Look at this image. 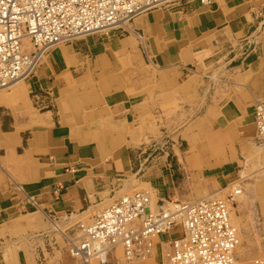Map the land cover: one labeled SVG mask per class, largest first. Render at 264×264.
<instances>
[{
	"label": "crops",
	"instance_id": "crops-1",
	"mask_svg": "<svg viewBox=\"0 0 264 264\" xmlns=\"http://www.w3.org/2000/svg\"><path fill=\"white\" fill-rule=\"evenodd\" d=\"M261 100L264 0H180L125 31L55 45L0 92V264H51L56 250L60 264H78L67 243L80 221L71 220L88 221L134 188H149L157 208L249 180L247 197L262 205L242 207L236 222L242 242L264 243ZM163 139L161 150L140 152ZM176 236L155 238V261ZM252 245L238 251L240 264L260 253Z\"/></svg>",
	"mask_w": 264,
	"mask_h": 264
},
{
	"label": "built area",
	"instance_id": "built-area-1",
	"mask_svg": "<svg viewBox=\"0 0 264 264\" xmlns=\"http://www.w3.org/2000/svg\"><path fill=\"white\" fill-rule=\"evenodd\" d=\"M177 1L0 0V89L32 75L55 45L87 34L125 31L139 14ZM254 124L256 142L264 148V100L255 104ZM167 145V139L154 141L140 152ZM226 191L223 197L192 202L168 199L157 208L147 190L120 193L78 224L80 234L69 239L68 252L78 264H110L116 248L127 263L145 260L152 255L154 239L180 225L182 233L168 241L161 264H237L239 238L231 213L242 192L240 181H232Z\"/></svg>",
	"mask_w": 264,
	"mask_h": 264
},
{
	"label": "rangeland",
	"instance_id": "rangeland-1",
	"mask_svg": "<svg viewBox=\"0 0 264 264\" xmlns=\"http://www.w3.org/2000/svg\"><path fill=\"white\" fill-rule=\"evenodd\" d=\"M62 44V43H61ZM22 80H20V82H21ZM19 83V81L18 82H16V83H13V85L11 86H9L8 88H2V89H0V92L2 93H4V92H7V91H9V90H12L14 87H15V85H17ZM247 181H249V180H244V185L243 184H241V186H242V194L240 193L239 195H237L236 197H235V202H234V205L232 206V213H231V221H232V223L235 225V227L237 228V231H238V238H239V240H238V244H237V246H236V248H235V256H236V260H237V264H240V257L237 255V253H238V251L240 250V249H242V247L243 246H246V245H249L250 246V244H253L255 247V249L254 250H256L257 248H258V250H260V253H258L257 251L255 252V253H252L251 254V257H250V264H257L255 261L256 260H259V261H262L263 262V264H264V254L261 252L262 250H263V247H264V243L262 242V243H250L249 244V242L248 243H244V242H242V240H241V236H240V228H239V226H238V224H237V222H236V219L238 220V219H240V217H241V215H242V213H241V209H242V207H245L244 209H245V214H249L251 211H249L248 213H246V210H247V208L248 207H250V209H254V208H256V206L258 205V206H260L259 204H261L262 205V202L259 200L258 202H254V201H251L248 197H247V189H248V183H247ZM250 181H257V179H255V178H251L250 179ZM204 184H205V181H204ZM140 189H142V188H134V189H131V190H127L126 192H131V191H134V190H140ZM143 190H147V191H149V194H150V196H151V200H152V204H153V199H152V193L150 192V190H149V188H143ZM225 193V192H224ZM223 192H222V194H219V193H216V194H212V195H214V196H220V197H223V196H225L226 194H224ZM258 195L262 198V194L260 193V191L258 192ZM208 196H210V195H208V194H205V195H202V196H199L198 198H196L195 200H191V201H196V200H198V199H201V198H203V197H208ZM253 197H255V196H253ZM153 207H154V205H153ZM262 207V206H261ZM82 216V215H81ZM85 221L84 220V218L83 217H80V218H76L75 220L73 219V220H71V221ZM235 222V223H234ZM251 222V225L252 224H254V223H257L255 226H251L252 228H251V230H253L254 228H256V229H254V232H256L258 229H260V226H259V223L261 222V221H250ZM254 227V228H253ZM57 233V232H56ZM170 233H171V235L173 236V235H180V233H182V228H181V226L180 225H176V226H174L171 230H170ZM80 234V229H79V227H77V234H76V236L75 237H77L78 235ZM57 237L60 239L61 237H60V234L59 233H57ZM67 237H69V236H67ZM74 237V238H75ZM69 239H73V238H70L69 237ZM155 240V239H154ZM67 245H68V243H67ZM167 245V244H166ZM253 245L251 246V247H248V248H250V249H248V251L251 253L253 250L251 249L252 247H253ZM165 248V247H164ZM169 249V247L168 248H166V249H164V251H163V255L165 254V252L167 251ZM120 250L121 251H118V253H119V255H121L120 257H118V258H116V260L117 259H119L118 261H120L121 262V264H143V263H145V264H161V262H163L164 260H157V261H155V259H154V256H155V247L153 246V248H152V255L150 256V257H148L147 259H145V260H135L134 262H132V263H127L126 261H125V259H124V256H123V252H122V249L120 248ZM49 254H47V256H48ZM50 256V255H49ZM164 257V256H163ZM46 259H49L50 260V262H51V264H60V257H59V251H55L54 253H51V257H46ZM37 262L40 264L41 262H44L43 260L44 259H38V257H37Z\"/></svg>",
	"mask_w": 264,
	"mask_h": 264
},
{
	"label": "bare ground",
	"instance_id": "bare-ground-1",
	"mask_svg": "<svg viewBox=\"0 0 264 264\" xmlns=\"http://www.w3.org/2000/svg\"><path fill=\"white\" fill-rule=\"evenodd\" d=\"M24 45H25L26 47H29V43L27 42V40H25ZM18 81H20V80H18ZM18 81H16V82H18ZM16 82H14V83H16ZM12 85H13V84H12ZM12 85H11V86H12ZM254 165H255V164H254ZM248 172H249V171H248ZM243 175H244V174H243ZM242 177H243V176H242ZM257 190H258V189H257ZM241 194H242V193H241ZM257 195H258V194H257ZM257 195H256V196H257ZM171 199H172V198H171ZM234 223H235V222H234ZM54 224H55V223H54ZM56 224H57V223H56ZM56 224H55V225H56ZM57 227H59V226H57ZM57 227H56V228H57ZM118 250L121 251L120 248H116V249L114 250V252H113L114 254H113L112 256H114L115 258L117 257V256H116V254H117L116 251H118ZM118 257H120V256H118ZM118 257H117V258H118Z\"/></svg>",
	"mask_w": 264,
	"mask_h": 264
}]
</instances>
